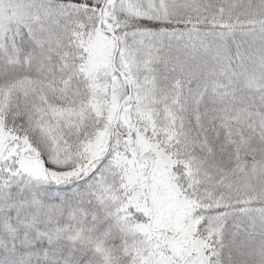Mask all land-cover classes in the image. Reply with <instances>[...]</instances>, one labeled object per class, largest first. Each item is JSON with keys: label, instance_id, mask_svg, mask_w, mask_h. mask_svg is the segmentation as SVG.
<instances>
[{"label": "snow or ice", "instance_id": "obj_1", "mask_svg": "<svg viewBox=\"0 0 264 264\" xmlns=\"http://www.w3.org/2000/svg\"><path fill=\"white\" fill-rule=\"evenodd\" d=\"M0 264H264V0H0Z\"/></svg>", "mask_w": 264, "mask_h": 264}]
</instances>
